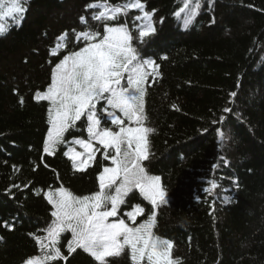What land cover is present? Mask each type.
<instances>
[{
    "label": "trees",
    "instance_id": "trees-1",
    "mask_svg": "<svg viewBox=\"0 0 264 264\" xmlns=\"http://www.w3.org/2000/svg\"><path fill=\"white\" fill-rule=\"evenodd\" d=\"M95 2L28 0L23 19L0 36V264H17L14 256L33 248L30 239L47 235L45 193L65 179L89 176L93 186L101 152L84 171L65 155L72 147L84 151L73 141L88 139L85 118L46 154L49 103L34 95L64 55L84 46L75 33L103 34L92 19L99 9L86 8ZM141 2L155 27L143 41L139 9L107 23H127L139 56L159 65V75L148 69L144 83V126L155 132L143 166L161 178L170 202L158 208L153 233L172 242L179 264H264V0H203L187 26L175 14L182 0ZM65 32L67 48L52 55ZM125 199L119 218L132 225L123 213L138 204L145 211L136 224L147 219L152 206L138 190ZM68 237L58 245L67 260L53 264H98L80 248L69 254ZM107 261L129 264L126 255Z\"/></svg>",
    "mask_w": 264,
    "mask_h": 264
},
{
    "label": "snow or ice",
    "instance_id": "snow-or-ice-1",
    "mask_svg": "<svg viewBox=\"0 0 264 264\" xmlns=\"http://www.w3.org/2000/svg\"><path fill=\"white\" fill-rule=\"evenodd\" d=\"M27 2L0 0V21L12 18L18 23L27 11ZM86 8L99 9L93 12L92 19L103 24V34L87 30L75 33L76 41H83L84 46L68 52L55 64L51 84L35 98L49 101L51 105L50 128L44 146L46 153L53 154L56 146L65 142L64 133L84 117L88 139L73 141L84 151L78 152L72 147L65 155L73 161L76 171L86 170L98 151L105 160H111L112 166L104 167L98 175L99 190L95 193L78 196L63 186L46 193L54 209L51 213L54 220L46 230L47 235L37 237L43 254L29 257L24 264H53L60 259L67 260L58 245L61 234L68 231L72 234L67 243L69 254L80 248L98 264H108V257L120 256L125 249L130 253L132 264H179L171 254L172 242L155 236L152 231L158 208L170 202L169 194L162 186L161 178L149 175L142 163L149 159V135L155 132L144 126L147 119L144 83L148 69L159 75V65L139 56L127 23H107L127 15L130 9H139L143 15L135 19L145 21L137 26L138 39L143 41L155 32L152 13L144 10L141 0H128L115 6L108 0H97ZM198 8L199 3H194L184 17L185 26L191 23ZM186 9H189V0H185L184 7L176 15L179 17ZM80 19L86 23L85 17ZM7 32L5 24L0 23V36ZM67 35L65 32L57 37V50L52 55H59V50L67 48ZM98 104H101L99 109ZM109 123L112 127L104 126ZM133 123L135 127L130 126ZM133 190H138L152 208L147 219L136 224L137 216L144 215L145 210L138 204L133 205L131 211L123 213L132 221L129 225L119 218V214L120 206L126 204L125 198ZM110 217L116 219L110 221Z\"/></svg>",
    "mask_w": 264,
    "mask_h": 264
},
{
    "label": "rangeland",
    "instance_id": "rangeland-1",
    "mask_svg": "<svg viewBox=\"0 0 264 264\" xmlns=\"http://www.w3.org/2000/svg\"><path fill=\"white\" fill-rule=\"evenodd\" d=\"M203 0H189V9H186L185 10V12L184 13H181V15L178 17L177 15H176V17L182 22L183 21V19H184V17L188 14V11L191 9V7L193 6V4L194 3H201ZM184 4H185V0H182V5H181V7L179 8V10H177L176 11V13L177 12H179L180 11V9L181 8H183L184 7ZM175 13V14H176ZM143 15V14H142ZM0 23H4L5 24V26L8 28L9 27V25L10 24H12V23H16V22H14L13 20H12V18H6L5 20H3V21H0ZM145 23V21H142V24H144ZM126 82V81H125ZM50 84H51V81H50ZM49 84V85H50ZM48 85V86H49ZM48 86H47V88H48ZM47 88L44 90V91H42V92H39V93H43V92H45L46 90H47ZM38 93V92H37ZM36 93V94H37ZM36 94L34 95L35 97H36ZM48 103H49V108L51 107V105H50V102L49 101H47ZM48 120H49V109H48ZM130 126H133V127H135L136 125L135 124H133V125H130ZM49 128H50V123H49ZM49 128H48V131H47V133H46V135H45V139H44V146H45V141L47 140V138H48V132H49ZM57 147V146H56ZM45 152V151H44ZM46 153V152H45ZM46 154H48V153H46ZM143 163V162H142ZM110 166H112V164H111V160L109 159V160H105L104 158H103V156L102 155H100L99 156V160H98V167L96 168V170H95V172H94V177H93V186L92 187H90V185H89V176H86V178L83 180V179H81V181H79V183L77 182V183H75L74 181H72V180H70V179H65L64 181H63V183H62V186L65 188V189H68V190H70L71 192H73L75 195H78V196H85V195H90V194H92V193H95L96 191H98L99 190V181H98V175L103 171V168L104 167H110ZM154 176V175H153ZM54 192V191H53ZM48 193V192H47ZM222 199L223 200H227L228 199V196L226 195V194H224V195H222ZM42 200H43V205L45 206V208H46V216H47V218H49L50 219V223L49 224H47V225H50L51 223H52V221L54 220V217H52V215H51V213H52V211L54 210L53 209V207H52V205L48 202V199H47V197H46V193L44 194V196H43V198H42ZM116 218H114V217H110L109 218V220L110 221H112V220H115ZM68 233H69V237H68V239H67V243H68V241L69 240H71L72 239V234H71V232L70 231H68ZM65 233H62L61 235H64ZM155 235V234H154ZM46 235H42V238H44ZM155 236H157V235H155ZM159 237V236H158ZM160 238H162V237H160ZM162 239H164V238H162ZM31 240V244L33 245V248L30 250V252L29 253H27V252H25V254L23 255H16V256H14V257H17V259L18 260H20L19 262H18V260H17V264H24V262L26 261V259H28L29 257H33V256H38V250H39V244L37 243V241H35L34 239L32 240V239H30ZM45 243H48V241H44ZM123 255H126L127 256V258L129 259V264H132V261H131V258H130V253H129V251L127 250V249H125V251L122 253ZM122 254H121V256H122ZM171 254H172V250H171ZM14 257H11V260H13V258ZM8 264H11L10 263V260H9V263ZM145 264H146V262H145Z\"/></svg>",
    "mask_w": 264,
    "mask_h": 264
}]
</instances>
